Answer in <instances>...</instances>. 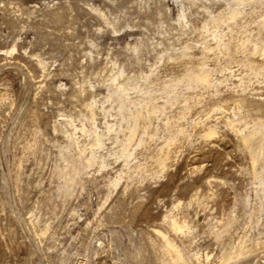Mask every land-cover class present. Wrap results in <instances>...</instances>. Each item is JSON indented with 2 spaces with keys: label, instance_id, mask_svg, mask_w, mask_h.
<instances>
[{
  "label": "rangeland",
  "instance_id": "rangeland-1",
  "mask_svg": "<svg viewBox=\"0 0 264 264\" xmlns=\"http://www.w3.org/2000/svg\"><path fill=\"white\" fill-rule=\"evenodd\" d=\"M0 264H264V0H0Z\"/></svg>",
  "mask_w": 264,
  "mask_h": 264
},
{
  "label": "bare ground",
  "instance_id": "bare-ground-1",
  "mask_svg": "<svg viewBox=\"0 0 264 264\" xmlns=\"http://www.w3.org/2000/svg\"><path fill=\"white\" fill-rule=\"evenodd\" d=\"M247 1V0H246ZM239 2V1H238ZM244 2V1H243ZM237 9V8H236ZM236 13V12H235ZM235 15V14H234ZM237 16V15H236ZM235 16V17H236ZM234 18V17H233ZM241 48V47H240ZM204 59V58H203ZM202 63V62H201ZM204 68V67H203ZM203 68H201L200 69V72L198 73V74H196V75H194V76H190V78H189V84L191 83L192 84V82H196V81H198V82H201V83H208L209 82V73H207L208 71L206 70V72L203 70ZM193 69V68H192ZM188 72V71H187ZM125 88V87H124ZM170 97V96H169ZM137 119V118H136ZM134 132V131H133ZM135 133V132H134ZM132 134V133H131ZM129 143V142H128ZM102 144V143H101ZM94 145L95 146H99L100 145V140H99V138H98V136L95 138V140H94ZM161 152V151H160ZM94 155V154H93ZM90 165V164H89ZM173 222V221H172ZM174 223V222H173ZM175 225H176V223H174ZM181 226V225H180ZM179 227V226H178ZM180 228V227H179ZM182 228V227H181ZM180 228V229H181ZM175 229H177V227H175ZM167 243V242H166ZM171 245H173V244H171ZM174 246V245H173ZM171 247V249H172V246H170ZM171 254V253H170ZM174 257V256H173Z\"/></svg>",
  "mask_w": 264,
  "mask_h": 264
}]
</instances>
